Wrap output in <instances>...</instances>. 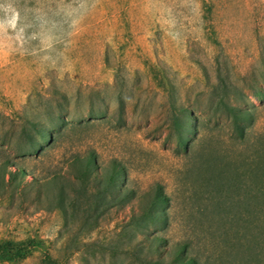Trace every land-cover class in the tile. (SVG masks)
I'll return each mask as SVG.
<instances>
[{
	"label": "rangeland",
	"instance_id": "374dc122",
	"mask_svg": "<svg viewBox=\"0 0 264 264\" xmlns=\"http://www.w3.org/2000/svg\"><path fill=\"white\" fill-rule=\"evenodd\" d=\"M258 187L264 0H0V264H264Z\"/></svg>",
	"mask_w": 264,
	"mask_h": 264
},
{
	"label": "trees",
	"instance_id": "16d2710c",
	"mask_svg": "<svg viewBox=\"0 0 264 264\" xmlns=\"http://www.w3.org/2000/svg\"><path fill=\"white\" fill-rule=\"evenodd\" d=\"M228 110L230 111V113L232 114V118H233V132L239 137L242 138L243 137V133H244V129L242 127V125L240 124V120H244L245 119V115H246V111L240 110L236 107L230 106L228 107ZM187 131H190L193 133V129L192 128H187ZM46 141L51 144L52 140L47 137ZM178 145L182 146L183 148L186 149L187 146V142H185L184 140L180 139L178 141ZM36 145H32L28 148V151H33L36 149ZM40 147H39V151H40ZM74 163L77 165L78 171L80 172V177L82 178L83 181L85 180H89L93 177V158L92 157H86V158H76ZM10 165L15 167H10ZM20 163L15 162L11 159H6L4 161V169L9 168V176L11 179H16L18 172H20L22 174V176L24 177V173L21 170L26 171L27 168L23 165H20ZM17 167H19L20 169H18ZM11 168V169H10ZM18 170H15V169ZM257 169V167H256ZM256 171V170H255ZM103 173L105 175V179L106 182L108 184L112 183L114 178L116 177H121V171L119 169L118 166L116 165H112L110 170L107 169H103ZM22 180V178H21ZM38 182H35L34 180L29 181L28 186L29 187H34V185H37ZM257 192H259L258 194H260L263 199H264V193L260 190V188L258 187ZM258 196V195H257ZM142 199H144L143 201H147L148 203H144L142 206V212H143V216L148 218V219H152L154 221L157 222H162V220L166 219V214L164 212L161 211L163 206H166L168 203V198L166 196H164L162 194V192H160V189L158 186H155L152 188V191H147L145 193H143L141 195ZM260 199H262L260 196H258ZM262 199V200H263ZM264 202V200H263ZM158 239L157 237L154 238V241L152 243V245H154L155 247L159 246V242L156 240ZM13 246L10 243H0V255H2L3 257H5L6 259H13L14 257H20L21 256V252L19 249H16V251L14 252ZM171 251L173 254V264H200L199 262H197L196 259L191 258L189 256H186L187 253V249L184 245H173L171 247Z\"/></svg>",
	"mask_w": 264,
	"mask_h": 264
}]
</instances>
